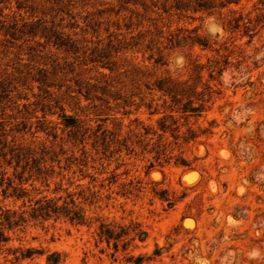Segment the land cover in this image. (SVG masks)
<instances>
[{"label":"rangeland","instance_id":"374dc122","mask_svg":"<svg viewBox=\"0 0 264 264\" xmlns=\"http://www.w3.org/2000/svg\"><path fill=\"white\" fill-rule=\"evenodd\" d=\"M229 1L0 0V264H264V0Z\"/></svg>","mask_w":264,"mask_h":264},{"label":"trees","instance_id":"16d2710c","mask_svg":"<svg viewBox=\"0 0 264 264\" xmlns=\"http://www.w3.org/2000/svg\"><path fill=\"white\" fill-rule=\"evenodd\" d=\"M240 0H234V1H229L227 4H235L237 5ZM206 7V4L199 2L198 3V8H204ZM197 45L201 47H206L207 44L197 41ZM158 90L171 96L172 95V90L169 87H164V85L160 84L157 86ZM192 113V112H198L197 108L191 107L187 108L184 107L182 109V113ZM19 194L17 198H21L23 195V192L18 191ZM35 209H33V215L36 217H40L41 219H58L59 217H63L67 219L70 223H76V224H83L84 223V218L79 210L75 209V206L73 203L69 204H64L63 206H58L55 202L52 200H39L35 203ZM6 222H8V219H5ZM98 233V239L99 241H104L107 245H109L110 242H112L114 249H117L118 243L123 240L127 236V234L124 232V230H121L120 233H116L114 230H111L109 227L101 225ZM143 233H137L135 236L138 238V240L142 241L143 239L141 236ZM133 239H130L132 241ZM7 240L5 237L0 234V243L1 242H6ZM128 242L123 243V248L127 246ZM32 255V251L26 250L24 254H21L20 257L22 259L29 258ZM139 260V258H138ZM47 264H60L59 257L56 256L55 254L50 255L46 259Z\"/></svg>","mask_w":264,"mask_h":264}]
</instances>
